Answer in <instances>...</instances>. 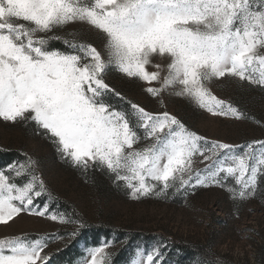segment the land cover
<instances>
[{"label":"snow or ice","instance_id":"obj_1","mask_svg":"<svg viewBox=\"0 0 264 264\" xmlns=\"http://www.w3.org/2000/svg\"><path fill=\"white\" fill-rule=\"evenodd\" d=\"M112 74L141 83L161 110L129 99ZM222 78L264 89V0H0V122L31 124L67 164L104 171L131 200L219 188L238 212L264 195V139L211 140L164 103L175 95L212 116L254 119L214 94ZM21 156L0 167V225L31 216L73 229L0 238V264H50L49 243L76 238L86 221L59 210L39 161ZM114 243L86 246L77 264H113ZM166 249L137 247L131 264H167Z\"/></svg>","mask_w":264,"mask_h":264},{"label":"rangeland","instance_id":"obj_2","mask_svg":"<svg viewBox=\"0 0 264 264\" xmlns=\"http://www.w3.org/2000/svg\"><path fill=\"white\" fill-rule=\"evenodd\" d=\"M84 36L95 39L94 34L86 29ZM109 82L148 110H161L157 100L143 91L141 83L122 78L119 74H112ZM211 88L219 98L231 102L254 119L238 121L212 116L175 95H166L164 103L167 110L187 127L211 140L243 144L264 139V89L234 78L213 81ZM0 148L17 151L19 159H23L22 152L37 159L40 174L54 195L59 197V210L69 214L75 210L86 221L87 226L76 238L49 243L45 251L51 254L50 264H77L85 247L95 246L101 239L115 241L109 249L113 253V264H131L137 247L149 249L161 241L167 244V264H197L204 259L213 264L217 260L221 264H264L262 194L258 193L254 199L242 203L238 212L227 193L219 188L198 190L187 201L180 195L167 200L149 198L134 201L104 171L96 169L83 173L67 164L53 143L37 135L31 124L0 122ZM92 227L120 232L113 231L109 236L101 233L98 242L92 244L87 238L83 240L84 233ZM72 229V225L24 216L8 226L0 225V238L23 233L33 237L64 235ZM169 241L190 247L191 251L178 249ZM75 247L80 252L74 263H70L65 260L64 252Z\"/></svg>","mask_w":264,"mask_h":264},{"label":"trees","instance_id":"obj_3","mask_svg":"<svg viewBox=\"0 0 264 264\" xmlns=\"http://www.w3.org/2000/svg\"><path fill=\"white\" fill-rule=\"evenodd\" d=\"M52 47L55 48H63V45L60 44L59 42H53ZM2 149V148H0ZM18 152L17 151H7V150H0V165L1 164H10L13 160H18ZM103 227H92L88 230V232L84 233V239L86 240L89 239L92 244H95L98 242V237L99 234L104 233L106 236H109L111 232H120V230H113V229H104L105 231L102 230ZM106 232V233H105ZM170 242V241H169ZM172 243V242H170ZM174 246H176L178 249H181L183 251L190 252L191 249L190 247L186 246H181L179 244L172 243ZM80 252L79 248L75 247L73 249H69L64 252V258L70 263H74V259L76 258L77 254ZM63 258V257H62ZM63 258V259H64Z\"/></svg>","mask_w":264,"mask_h":264}]
</instances>
